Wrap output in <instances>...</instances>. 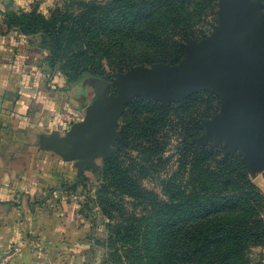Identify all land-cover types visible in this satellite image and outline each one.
Instances as JSON below:
<instances>
[{"label": "rangeland", "instance_id": "1", "mask_svg": "<svg viewBox=\"0 0 264 264\" xmlns=\"http://www.w3.org/2000/svg\"><path fill=\"white\" fill-rule=\"evenodd\" d=\"M88 1L97 6L111 3V0H0V12L7 20L36 30L28 35L50 51L51 63L47 64L55 85L63 81L62 84L69 85L93 77L110 80L136 66L156 64L141 63L116 69V61L125 58L131 44L126 43L119 56L111 54L112 51L104 54L103 35L97 29L93 31L96 35L93 43L87 38L77 41L79 36L73 31L81 32L83 22L74 16L87 10L83 3ZM175 1L185 17L189 16L188 12L193 13L195 19L191 24L201 31V36L183 38V56L176 63H163L174 69L188 67L201 49L212 48L224 39L233 40L239 30L260 26V34L264 36V0ZM247 12L257 20L252 23L246 20V24L237 26V19H242ZM45 23L59 29L53 39L45 32ZM158 29L164 35L172 32L167 25H159ZM256 50L254 54L264 52L262 47ZM259 65L263 64L256 62L253 71L264 81ZM211 74L218 76L215 71ZM221 89L220 93L197 89L172 99L134 96L123 102L112 121L109 151L97 161L86 163L80 176L49 183L53 191L39 195L36 200L39 204L31 210L45 222L31 227L30 241L0 246V264H159L150 259V254H156L159 259L158 237L147 226L160 223L166 215H176L158 213L150 219L158 202H175L176 193H190L191 153L186 157L185 166L178 161L180 151L192 143L223 146L226 153L240 155L260 196L255 209L258 223L264 224L263 154L255 148L253 138L236 141L234 132L227 128V121L234 113L226 101L225 86ZM194 94L196 99L189 104L188 114L174 112L184 108L186 99ZM207 113L210 116L202 121L203 131L196 135L195 118ZM155 131H158L156 135ZM154 141L158 149L153 146ZM250 249L254 262L264 264V245L255 244ZM19 252H22L20 256Z\"/></svg>", "mask_w": 264, "mask_h": 264}, {"label": "crops", "instance_id": "2", "mask_svg": "<svg viewBox=\"0 0 264 264\" xmlns=\"http://www.w3.org/2000/svg\"><path fill=\"white\" fill-rule=\"evenodd\" d=\"M4 19L0 12V246L5 248L30 241L31 227L43 225L31 210L39 195L53 191L51 181L80 176L86 163L109 151L113 115L123 102L153 94L178 98L187 89L174 78L164 90L167 64L133 68L110 80L93 77L55 85L45 49ZM246 20L257 17L247 12L237 26ZM259 27L244 33V45L253 52L264 48ZM256 56L263 61V54ZM210 77L205 71L192 88L220 92Z\"/></svg>", "mask_w": 264, "mask_h": 264}, {"label": "trees", "instance_id": "3", "mask_svg": "<svg viewBox=\"0 0 264 264\" xmlns=\"http://www.w3.org/2000/svg\"><path fill=\"white\" fill-rule=\"evenodd\" d=\"M200 1L210 3L211 0ZM175 2L111 0V11L109 3L97 6L88 1L83 3L87 10L78 17L74 16L83 22L81 32H73L79 36L77 41L87 38L93 43L94 29L100 31L104 54L112 51L111 54L119 56L124 52L123 46L131 44L125 58L116 61V69L141 63L173 64L184 54L183 38L201 36V31L191 24L195 19L193 13L188 12L189 16L185 17ZM4 17L8 26H15L24 34L36 31L21 22L7 20L6 15ZM159 25L171 26L172 32L164 35L158 31ZM44 30L52 39L59 32L56 26L50 27L48 23H45ZM44 49L46 60L51 63L50 51ZM207 94L215 97L212 93ZM195 97L196 94L189 96L184 108L174 112L186 111L188 114L189 104ZM209 116L208 113L197 115L196 135L202 133V121ZM152 144L158 149L156 141ZM225 151L223 146L210 143H192L180 151L178 163L184 166L188 153H191L192 188L190 193H176L175 202H158V207L151 213L150 219L158 213H176L175 217L164 216L160 223L148 224L147 227H151L158 237L159 259L156 254H150L151 260H157L159 264H257L250 256V248L255 244L264 245V224L258 223L260 220L255 209L260 196L248 176L247 163L239 154Z\"/></svg>", "mask_w": 264, "mask_h": 264}, {"label": "water", "instance_id": "4", "mask_svg": "<svg viewBox=\"0 0 264 264\" xmlns=\"http://www.w3.org/2000/svg\"><path fill=\"white\" fill-rule=\"evenodd\" d=\"M239 32L233 40L224 39L212 48L197 51L186 68L177 70L169 65L170 75L165 80L163 88L167 91V83L174 78H179L183 88L187 89L184 95L190 91L203 89H193L192 83L207 71V74L211 75L207 80L212 79L220 88V92L221 87L225 86L226 101L234 113V117L227 121V128L234 132L236 141L253 138L255 148L262 152L264 159V81L259 80L253 71L256 62L262 63L263 65L258 67L264 75V59L263 61L256 60L257 54L244 45L246 30H239ZM260 53L264 55V52ZM138 67L142 66L134 68ZM212 71H215L218 76L211 74ZM217 92L220 93L219 90ZM153 96L169 99L167 94L165 96L153 94Z\"/></svg>", "mask_w": 264, "mask_h": 264}]
</instances>
